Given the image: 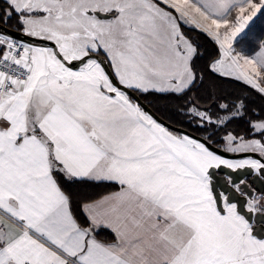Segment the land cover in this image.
<instances>
[{
	"label": "snow or ice",
	"instance_id": "1",
	"mask_svg": "<svg viewBox=\"0 0 264 264\" xmlns=\"http://www.w3.org/2000/svg\"><path fill=\"white\" fill-rule=\"evenodd\" d=\"M0 264H264V0H0Z\"/></svg>",
	"mask_w": 264,
	"mask_h": 264
}]
</instances>
